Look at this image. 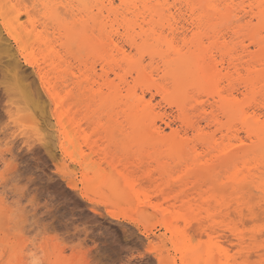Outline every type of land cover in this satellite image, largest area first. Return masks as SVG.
<instances>
[{"label":"bare ground","instance_id":"6f19581e","mask_svg":"<svg viewBox=\"0 0 264 264\" xmlns=\"http://www.w3.org/2000/svg\"><path fill=\"white\" fill-rule=\"evenodd\" d=\"M43 2L45 0H0V67L9 76L6 75V83L9 84H6L5 90L12 105L6 106L10 113L15 108L13 115L17 116L16 121L22 128L23 137L41 142L52 158L57 159L56 133L60 134L59 148L64 150L65 145L72 142V138L79 142L77 134H86L84 126L87 122L100 117L103 111L109 109L114 116H120L132 135L140 136L144 141L167 146L180 145L181 157L187 152L181 148L182 145L190 149L194 158L192 168L187 167L196 180L204 183L221 181L209 193L206 192V197L203 196V204L207 206L206 216L214 214L217 207L227 214L225 201L231 203L234 195L237 199L241 196H255L259 199L264 193V135L261 134L264 127L260 123L264 118V9L259 7L261 0H166L168 5L176 6L160 10L167 11L168 16L162 17L156 9L149 7L133 9L130 12L132 19L121 17L119 21L117 14L111 10L73 7L65 11L74 15L80 23L81 31L54 26V41L53 38L48 39L47 35L39 40L36 37L29 40L27 20L21 18L28 15L31 4ZM48 2L75 6L80 3L104 4L107 0ZM139 2L143 4L145 0ZM147 2L155 4L156 0ZM188 3H232L237 7L224 10L181 7ZM169 17H183L184 20L179 27L173 25L166 30L164 21ZM5 24L7 30L21 37V45L7 36ZM121 24L138 27L132 40H135L138 50L150 53L151 59L147 63L131 62L132 42L128 36L118 33L117 29ZM155 27H159L161 33L171 31L176 37L183 35L176 47L183 44L184 40H187V44L180 51L157 49L152 43L150 32ZM36 31L41 33L38 28ZM190 32L196 33L194 39ZM137 36L139 39H136ZM35 39L41 44L37 43L35 46L43 49L45 46L46 51L40 54L33 51L30 45L31 42L35 43ZM6 42L9 53L14 50L15 55L3 54ZM20 55L31 65L32 70L21 64ZM84 57L97 58L100 72L95 63L87 65L88 59ZM72 60L85 65L80 76L69 72ZM111 73L117 81L110 80ZM102 77L105 80L100 84L98 79ZM96 84L98 87L94 90L93 86ZM103 86L108 89L107 95L102 90ZM65 90L66 94L63 93ZM62 93L70 102L64 106L65 102L61 101V108L57 109L55 97L63 95ZM148 94L151 95L149 99ZM156 96L176 109L173 117L182 123L183 131L172 130L167 133L157 123L158 120L165 121L166 111L161 112L158 110L159 105L157 107L153 103ZM241 97H247L243 108H251L248 115L252 120L239 127L251 128V140L255 143H251L247 132L241 133L238 130L240 117L232 107ZM170 122H166V125L169 126ZM242 136L249 140L250 147L234 148V144ZM75 141L73 144L76 147ZM75 166L81 167L78 163ZM89 167L86 165L81 168L87 171ZM69 168L72 169L70 166ZM241 170H244L243 181L248 183L243 192L225 183H232ZM96 180L98 179L92 183L97 182ZM113 187L111 184V188ZM119 194L121 196L122 192ZM117 196L115 199L119 202H133L123 194L122 197ZM135 196L138 197L136 194ZM193 200L192 198L188 202ZM161 205L160 208L165 211L157 208L154 210L155 213L160 212L169 230L172 225L169 217L175 213H167V208ZM189 206L190 214L194 209L192 205ZM6 220L2 226L7 223ZM228 242L234 244V241ZM260 243L257 233L250 244L258 249ZM179 260L183 264L184 256L181 255Z\"/></svg>","mask_w":264,"mask_h":264},{"label":"rangeland","instance_id":"374dc122","mask_svg":"<svg viewBox=\"0 0 264 264\" xmlns=\"http://www.w3.org/2000/svg\"><path fill=\"white\" fill-rule=\"evenodd\" d=\"M38 31H41V38L48 36V39L52 40L53 38L54 41L52 28L47 29L45 33L39 28ZM35 40V43L32 44L33 42H31L30 45L33 51H36L37 54L46 51L45 46L44 49L35 46L37 43L41 45L39 41ZM84 58L88 59L87 65L95 63L100 72L97 58ZM19 59L21 64L32 70L31 65L21 55ZM84 68L85 65L72 60L71 65H69V72H73L74 76H80L85 70ZM6 75L1 69L0 219L2 222L0 225L4 223L5 219H7V223L0 227V264H9V261L12 260L19 261L20 264H32L33 261L39 262V264H117L120 259L107 243L105 230H94L99 229V223L86 230L83 229V226L76 224L69 226L67 223L55 227L57 219L53 217L48 220L46 213L41 211L44 201H40L30 213H25L22 219L17 220L14 217L9 202L17 199L16 190L23 186L26 189H35L36 192H39L40 188L36 185V179L42 176L43 172L50 171L52 175H55L57 168L67 173V180L65 181L64 177H61V181L71 185L67 191L72 192L81 204H87L91 200L99 201L95 208L97 211L100 208L104 209V213L100 217L101 221L107 219L109 223L126 224L129 228H133L136 226L130 223L131 220H136L140 215L148 212L149 214L154 213L152 215L159 219L150 221L144 228L140 229V231L147 229L150 235H146L145 239L151 240L153 243H163L171 236V232L165 226V219L159 214L160 212L155 213L156 208L165 211V209L160 208L161 204L164 205L161 207L167 208V213L168 211L188 213L190 204L196 213L206 216L205 209L207 206H204L203 198L208 195L206 192L209 193V190L215 188L221 181L215 183L206 181L204 183L194 178L193 174L188 171L189 168H192L194 158L190 149L182 145L181 148L186 150L188 154L186 155L187 152H185L181 157L180 145L167 146L152 141H144L140 136L132 135L120 116H114V113L108 109L103 111L100 117H94L87 122L84 126L87 137L85 138L86 134L83 133L77 134L79 142L75 141L76 138H74V141L77 142L76 147L72 138V142L66 144L64 150H60V134L56 133V151L59 158L53 159L41 142L27 136L23 137L22 128L16 121L17 116L13 115L15 108L11 110L12 114L8 110L11 102L7 96V87H5L6 84H9L6 83L9 77ZM113 75L110 74V80L117 81ZM104 80V77L98 79L100 84H103ZM87 87L90 90L88 85ZM97 87L96 84L93 89L97 90ZM102 90L106 95L108 94L106 86H103ZM66 92V90L63 91L64 94ZM76 93L78 94V92ZM150 97L151 95L148 94L147 99ZM156 97L153 103L157 107L159 105L158 110L166 111V116L170 114L169 118L165 116V121L158 120L157 123L165 128L167 133L172 130L183 131L182 123L173 117L176 115V109L161 101L159 96ZM10 115L14 118H11ZM166 122H170V125H166ZM77 144H80V147ZM82 149H86L92 154V159L87 164L88 167L90 166L88 170L86 168L87 171L73 163L78 154L81 159L84 158ZM24 157L29 159L25 160ZM41 163L44 165L43 169ZM33 164L35 168H33ZM101 173L106 175L101 176ZM112 173H122L130 181L134 179L135 185H137L135 194L138 197L142 196L146 203H140L138 199L135 201V205L131 201L127 204L117 201L115 197L117 195L122 197V194L120 196L119 187L117 189L115 186L111 188V183L108 182V176ZM145 176L149 177L146 182L142 179ZM96 178L98 179L97 182L92 183ZM222 179L221 177L220 180ZM43 183L44 181L41 179V184ZM83 196L89 197V200H84ZM192 198L194 200L189 203L188 201ZM37 200H39L38 196ZM19 201L22 204L25 203L23 196L19 198ZM153 204L156 205V208H151ZM150 211L152 212L150 213ZM108 213L112 215L108 216ZM117 217L120 218L118 221ZM163 255L167 260L169 255L167 248L163 250ZM171 258L173 264H181L180 260H177V253L174 250L171 251Z\"/></svg>","mask_w":264,"mask_h":264},{"label":"snow or ice","instance_id":"6c2138e0","mask_svg":"<svg viewBox=\"0 0 264 264\" xmlns=\"http://www.w3.org/2000/svg\"><path fill=\"white\" fill-rule=\"evenodd\" d=\"M78 7L84 8H101L111 10L117 14V20L124 17L126 20L132 19L130 12L133 9H142L152 7L162 16H168L167 11L160 12V10H166L170 6L166 0H156L155 4H149L147 0L142 4L139 0H107L106 3H80L72 6L68 4L50 3L48 0L40 4H31L28 15L21 19L27 20V28L29 29V40L32 37H36L37 40L41 38L40 33L36 31L37 28L46 32L47 29L54 26H59L61 29L68 27L73 31H81L80 23L75 19L74 15L66 9ZM181 7L187 8H211L217 10L230 9L237 7V5L229 3L227 5H216L212 3H201L181 5ZM259 7L264 9V0H261ZM53 10L49 12L48 10ZM33 10H36L33 12ZM35 16V19H33ZM184 18L169 17L164 21V27L167 30L171 26L175 25L179 27L183 23ZM7 30V24H5ZM119 34L129 37L132 42V57L131 62L135 63L140 61L141 63H147L151 59V55L147 51H140L136 48L135 40H132L133 34L138 32L137 28H132L131 24H121L117 29ZM151 39L153 45L157 48H163L172 51H180L181 48L187 44V40H184L183 44L176 47L183 39V35L176 37L171 31L161 33L159 27L151 28ZM6 34L17 45L22 44L21 37L14 32L7 30ZM193 39L196 36L195 32H190ZM136 39H139L137 36ZM264 43V42H262ZM7 42L5 46L4 55H15V51L11 53L7 50ZM23 48H21V51ZM125 50L127 51V45ZM141 57L144 59L141 60ZM135 74V73H134ZM55 107L61 108V101H64V106H67L69 99L67 96L60 95L55 97ZM247 100V97H241L240 100L235 101L232 110L239 114L238 130L241 133L247 132L249 140L253 136L251 128L239 127L241 124H246L252 120V117L248 115L251 108L244 109L243 104ZM39 115V113H37ZM262 127H264V118L260 121ZM264 135V131L261 133ZM249 140L243 138V136L234 144V148L243 149L250 147ZM251 143H255L251 140ZM7 151V149H5ZM84 158L81 159L80 155H77V159L73 161L74 164H80L81 167L87 165L88 161L92 159V154L87 152L86 149L81 150ZM23 159L27 160L28 157ZM49 163H51L49 161ZM35 168V165H32ZM41 168H44L41 163ZM106 175L101 173V176ZM244 176V170L237 173L236 179L228 184L229 187H235L237 191L243 192L248 187V183H245L242 179ZM61 177L67 180V173L57 168L56 174L52 175L51 172H43L42 176L36 179V185L40 188L39 192L35 189H26L23 186L16 190L17 199L10 201L9 206L11 208L14 217L19 220L22 219L25 213H30L33 207H36L40 201L45 203L41 206V211L46 213V219L51 220L53 217L57 219L55 227L67 223L69 226L72 224L83 226V229L93 227L99 223V229L105 230V236L107 237V243L110 245L112 251L120 257L117 264H173L171 258V251L174 250L177 253V260L181 255L184 256L183 264H264V193H262L257 200L255 196H241L239 199L233 196L232 202L227 204L228 212L217 207L216 212L209 213L207 216H202L196 213L194 210L189 213H175L172 215V225L170 226L171 236L163 243H153L151 240H146L145 236L150 235L147 229L140 231L150 221H156L159 218L152 214H142L136 220H131L130 223L136 227L129 228L126 224L120 225L116 222L109 223L107 219L101 221L100 217L104 213V209L100 208L96 210L95 205L99 201L91 200L87 204H81L80 201L67 191L71 185L61 181ZM149 177L142 178L145 182ZM41 179L44 183L41 184ZM108 182L113 186L119 187L122 194L126 197H130L135 205L137 199L140 203H146L143 197L135 196L134 179L129 180L128 177H124L123 174L112 173L108 176ZM79 195V193H78ZM23 196L25 203H20L19 198ZM37 196L39 200H37ZM84 200H89V197L83 196ZM156 208V205H151ZM108 213V216H111ZM120 218L117 217V221ZM127 219V217H124ZM259 233V248L250 244V240L255 237V234ZM227 237V239H224ZM229 240L234 241V244H229ZM168 249V259L165 260L163 250ZM219 257V258H217ZM9 264H20L19 261L12 260ZM32 264H39V262L33 261Z\"/></svg>","mask_w":264,"mask_h":264}]
</instances>
